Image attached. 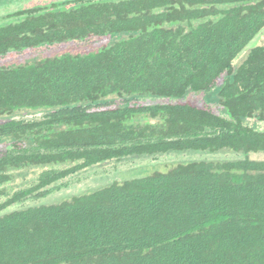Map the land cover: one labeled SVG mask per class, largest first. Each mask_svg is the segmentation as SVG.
I'll use <instances>...</instances> for the list:
<instances>
[{
  "label": "trees",
  "instance_id": "obj_1",
  "mask_svg": "<svg viewBox=\"0 0 264 264\" xmlns=\"http://www.w3.org/2000/svg\"><path fill=\"white\" fill-rule=\"evenodd\" d=\"M263 29L264 0H74L3 18L0 57L95 45L0 65V264H264V131L248 125L264 124V34L247 48ZM181 153L236 157L6 211L101 164Z\"/></svg>",
  "mask_w": 264,
  "mask_h": 264
},
{
  "label": "rangeland",
  "instance_id": "obj_2",
  "mask_svg": "<svg viewBox=\"0 0 264 264\" xmlns=\"http://www.w3.org/2000/svg\"><path fill=\"white\" fill-rule=\"evenodd\" d=\"M74 0H0V18H5L8 14H12L19 10L38 8V7H48L53 3L63 4L66 2H71ZM1 19V20H2ZM0 20V21H1ZM264 34V29L247 45V48L254 47L258 44L259 39ZM95 42L90 44H69L58 47H45L38 50L24 51L22 53H13L6 57H0V65L13 63L14 61L31 58L38 54H45L55 50H65L67 48H75V46L86 48L94 47ZM56 48V49H54ZM87 49V50H88ZM189 101L199 105L206 106L207 100L203 94H189L186 97ZM214 110H216V105H209ZM218 112V110H216ZM39 116V115H37ZM36 117V116H35ZM33 118L28 116L27 119ZM248 125L255 127L259 131H264V124L260 122H255L253 120L248 121ZM6 149L5 145H0V153L4 152ZM170 156L176 157L172 158H158L157 161L153 159L141 157L140 160L123 161L119 163L111 162L107 164H101L100 166L79 173L72 176L66 180L58 182L56 185L49 188L48 195L43 198L30 197L20 203L14 204L9 207L6 211H11L14 209H19L20 207L34 206L38 204H49V203H59L64 200H69L73 196L80 195L83 193H88L94 191L95 189L102 187L104 185L110 184L113 181H122L127 178L139 177L150 175L155 169H161L162 163L174 162V161H186L193 158L202 159H213V160H224L227 158H234V154H207V155H194V157L185 156L184 153L181 154H170ZM145 158V159H144ZM158 165V166H157ZM157 171V170H155ZM31 179V174H27L25 182Z\"/></svg>",
  "mask_w": 264,
  "mask_h": 264
}]
</instances>
